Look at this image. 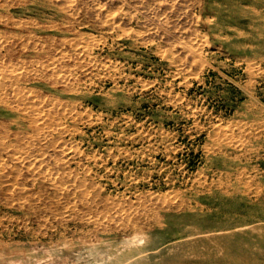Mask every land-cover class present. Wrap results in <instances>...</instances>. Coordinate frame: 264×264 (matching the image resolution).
<instances>
[{
  "label": "rangeland",
  "instance_id": "1",
  "mask_svg": "<svg viewBox=\"0 0 264 264\" xmlns=\"http://www.w3.org/2000/svg\"><path fill=\"white\" fill-rule=\"evenodd\" d=\"M254 16L0 0V264H264Z\"/></svg>",
  "mask_w": 264,
  "mask_h": 264
},
{
  "label": "bare ground",
  "instance_id": "2",
  "mask_svg": "<svg viewBox=\"0 0 264 264\" xmlns=\"http://www.w3.org/2000/svg\"><path fill=\"white\" fill-rule=\"evenodd\" d=\"M144 3V2H143ZM238 3H240V4H242V6L243 5H246L247 6V8L251 11V15H256L257 17H258V19H259V17H260V15H261V17H263L264 18V0H238ZM239 8H240V6H239ZM9 10V9H8ZM221 10V9H220ZM237 10V9H236ZM241 10V9H240ZM110 11V10H109ZM72 12V11H71ZM232 12V11H231ZM247 12V11H246ZM108 13V12H107ZM233 14V13H232ZM256 16H254V17H256ZM109 18V17H108ZM255 19H257V18H255ZM104 20V19H103ZM254 19H250L249 20V25H251L252 23H254V21H253ZM264 20V19H263ZM263 20H261V21H263ZM118 21V20H117ZM258 21V20H257ZM103 23V22H102ZM262 23L263 22H261V25H262ZM255 24V23H254ZM256 24H257V22H256ZM102 25V24H101ZM246 25H247V23H246ZM259 26V25H258ZM151 27V26H150ZM252 27H253V25H252ZM255 27V26H254ZM253 27V28H254ZM262 27V26H261ZM119 28V27H118ZM261 29V28H260ZM259 30V29H258ZM258 30H257V32H258ZM262 30V29H261ZM253 31V30H252ZM125 32V31H124ZM256 32V33H257ZM262 32H264V31H262ZM258 33H260V32H258ZM76 34V33H75ZM261 34V33H260ZM258 36V35H257ZM256 36V37H257ZM253 37V36H252ZM147 38V37H146ZM197 38V37H196ZM252 39V38H251ZM256 39H258V38H256ZM255 39V40H256ZM84 40V39H83ZM191 40V39H190ZM260 41V40H259ZM81 42V41H80ZM197 42V41H196ZM90 43V42H89ZM98 43H99V41H98ZM67 44V43H66ZM26 46V45H25ZM74 47V46H73ZM26 48V47H25ZM61 49V48H60ZM77 51V50H76ZM79 51V50H78ZM81 52V51H80ZM56 57V56H55ZM72 57V56H71ZM70 57V58H71ZM1 61V60H0ZM76 62V61H75ZM33 63V62H32ZM52 63V62H51ZM53 64V63H52ZM22 66V65H21ZM44 66V65H43ZM12 68H13V65H12ZM25 68V67H24ZM36 69V68H35ZM40 69V68H39ZM19 70V69H18ZM17 70V71H18ZM71 70V69H70ZM9 72V71H8ZM21 77V76H20ZM35 94V93H34ZM4 101V100H3ZM44 102V101H43ZM36 103V102H35ZM17 104V103H16ZM38 112V111H37ZM32 116V115H31ZM43 118V117H42ZM57 122V121H56ZM43 128V127H42ZM29 134V133H28ZM32 136V135H31ZM244 143V142H243ZM254 148V147H253ZM20 151V150H19ZM8 154V153H7ZM31 157V156H30ZM21 158V157H20ZM22 160V159H21ZM42 164V163H41ZM29 166V165H28ZM38 167V166H37ZM49 167V166H48ZM36 168V167H35ZM70 175V174H69ZM10 177V176H9ZM72 177V176H71ZM16 181V180H15ZM14 184V183H13ZM8 185V184H7ZM6 185V186H7ZM18 185V184H17ZM68 185V184H67Z\"/></svg>",
  "mask_w": 264,
  "mask_h": 264
}]
</instances>
